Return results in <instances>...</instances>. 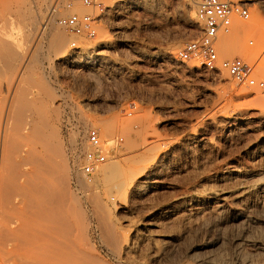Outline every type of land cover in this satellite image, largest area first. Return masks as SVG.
Here are the masks:
<instances>
[{
  "label": "rangeland",
  "instance_id": "obj_1",
  "mask_svg": "<svg viewBox=\"0 0 264 264\" xmlns=\"http://www.w3.org/2000/svg\"><path fill=\"white\" fill-rule=\"evenodd\" d=\"M98 1L107 9L94 24L96 36H75L56 24L65 36L64 48L55 55L42 41L38 61L23 72L42 85L27 84L22 78L18 88L25 85L27 98L45 108L47 123L59 130L69 191L85 215L73 225L74 245L105 264H176L191 246L219 228L207 212L218 205L220 193L264 175V87L236 83L221 69L207 71L197 61L181 59L184 45L199 36L192 4L189 7L184 0ZM247 1L249 19L236 22L247 28L234 39L237 50L226 55L217 52L218 43L234 32V23L215 44L217 58L219 62L242 59L252 78L264 83V0ZM55 13L54 21L71 13L97 16L79 3L65 10L63 0ZM1 36L26 46L20 24L5 26ZM6 80L0 77V131L13 96ZM41 88L47 89L45 96ZM106 124L108 134L99 136ZM90 130L96 131L105 159L87 181L80 166L89 150L86 135ZM114 162L126 172L136 170L141 175L120 200L109 199L97 181L100 169ZM17 164L15 157L9 162L12 168ZM94 198L108 211L106 221L124 239V250L105 242ZM194 220L206 229H196ZM221 230L217 234L227 244L230 232ZM115 251H128L130 260L124 255L117 258ZM188 259L182 263L190 264Z\"/></svg>",
  "mask_w": 264,
  "mask_h": 264
},
{
  "label": "bare ground",
  "instance_id": "obj_2",
  "mask_svg": "<svg viewBox=\"0 0 264 264\" xmlns=\"http://www.w3.org/2000/svg\"><path fill=\"white\" fill-rule=\"evenodd\" d=\"M60 1H1L0 77L7 79L6 82L8 81L9 84L7 91L11 90L12 92L8 93H13V96L9 110L7 108V120L4 118L6 121L4 120L0 131V240L2 241L0 242V264H105L88 252L80 251L72 241L73 225L75 222L84 220L85 215L78 207L77 198L69 191L67 158L65 159L63 153L62 142H59V130L50 127L44 115L45 108L42 110L41 106H35L36 100L27 98L23 85H20V89L18 88L22 78L27 84L38 82L32 74L24 77L23 72L28 65H35L38 61V49L42 41H46L48 50L55 55L64 48L65 36L56 26L57 20L54 21ZM184 1L189 7L191 6V0ZM72 10L78 12L82 9L73 8ZM188 19L192 24L194 23L191 13L188 14ZM12 23L24 27L25 47L14 39L2 38L4 27ZM246 30V27L234 24V32L218 43L217 52L220 55L234 53L238 48V43L234 39ZM239 88L242 87L239 86ZM41 89L45 96L47 89ZM40 102L42 98H38V103ZM108 131L106 124L99 129L98 134L106 136ZM13 157L18 159V166L13 165L17 168L9 165ZM128 166L131 165L128 164ZM133 172H126L115 162L108 163L100 169L97 181L100 182L109 199L118 197L120 200L119 197L127 194L136 179L141 176L138 171ZM148 177L149 175L146 178ZM220 196L218 205H213L207 212L213 222L216 221L219 224V228H215L214 235L209 233L211 237L201 236L203 239H199L196 246H191L188 254L181 256L176 264L182 263L187 258L190 259V264H264V175H256L252 177L249 184L237 185L232 190L224 189ZM93 204L102 225L105 242L109 246H119L120 250H124L125 245L122 241L124 239H121L122 236L115 232L114 226H110L109 221H106L108 216L106 217L105 213L108 211L102 208L98 198H94ZM226 213L227 217H225ZM194 226L197 227L196 229L200 226L206 229L202 222H195ZM221 229L230 232L227 244L223 235L217 234ZM115 252L117 258L124 255L128 261L130 260L128 251ZM124 257L122 256L123 259Z\"/></svg>",
  "mask_w": 264,
  "mask_h": 264
},
{
  "label": "built area",
  "instance_id": "obj_3",
  "mask_svg": "<svg viewBox=\"0 0 264 264\" xmlns=\"http://www.w3.org/2000/svg\"><path fill=\"white\" fill-rule=\"evenodd\" d=\"M80 5L92 8L96 17L90 15L69 14L57 19V25L75 36H84L87 39L96 36L94 24L98 22L107 7L98 0H63V8ZM195 22L199 27L197 39L186 43L181 50L183 61L194 60L199 62L207 71L221 69L236 83H245L248 86L264 87V83H257L251 76L250 67L240 58L219 62L215 44L220 35L228 34L237 21H247L250 17L247 0H192ZM74 46V44H72ZM89 148L82 157L80 166L81 175L91 181L95 167L104 162L105 156L101 152V144L96 131L90 130L86 135Z\"/></svg>",
  "mask_w": 264,
  "mask_h": 264
}]
</instances>
